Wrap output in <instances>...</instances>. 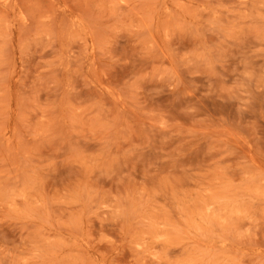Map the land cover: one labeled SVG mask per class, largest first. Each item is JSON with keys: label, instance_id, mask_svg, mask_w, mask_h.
Segmentation results:
<instances>
[{"label": "rangeland", "instance_id": "obj_1", "mask_svg": "<svg viewBox=\"0 0 264 264\" xmlns=\"http://www.w3.org/2000/svg\"><path fill=\"white\" fill-rule=\"evenodd\" d=\"M0 264H264V0H0Z\"/></svg>", "mask_w": 264, "mask_h": 264}]
</instances>
